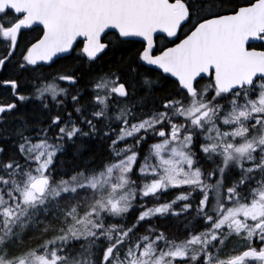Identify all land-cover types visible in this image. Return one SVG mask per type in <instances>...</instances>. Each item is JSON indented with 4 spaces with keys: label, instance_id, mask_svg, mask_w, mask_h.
I'll use <instances>...</instances> for the list:
<instances>
[{
    "label": "snow or ice",
    "instance_id": "1",
    "mask_svg": "<svg viewBox=\"0 0 264 264\" xmlns=\"http://www.w3.org/2000/svg\"><path fill=\"white\" fill-rule=\"evenodd\" d=\"M0 46V264H264V0H0Z\"/></svg>",
    "mask_w": 264,
    "mask_h": 264
},
{
    "label": "trees",
    "instance_id": "2",
    "mask_svg": "<svg viewBox=\"0 0 264 264\" xmlns=\"http://www.w3.org/2000/svg\"><path fill=\"white\" fill-rule=\"evenodd\" d=\"M27 34H24V36H27L26 38H30L29 41L31 40V37L33 34H36V30L35 31H30V32H26ZM163 43V42H161ZM80 44V43H79ZM140 46L139 41H137L136 43V47L138 48ZM23 47V46H21ZM81 47V46H80ZM0 51H2V46H0ZM80 53V48H75V50L73 51V53L70 56H66L63 58H59L58 59V63H56L55 65H53L52 67H45L44 71L46 73H54L56 71L57 68H60L62 65H71V66H77L81 63L80 60L77 59L78 55ZM85 71H87V68H85ZM11 75V71L9 72H0V81H3L4 79L9 78ZM171 85V81L169 80L166 84V86H170ZM82 88H86L87 84L86 82H82L81 84ZM13 99L12 95H11V91L10 89H8L7 87H4L2 85H0V104H5L8 102H11ZM35 103H39V102H35ZM96 159H97V163H99L102 159L105 158L106 156V143L104 145L101 144H97L96 146ZM147 146L145 145V150H146ZM178 194L177 191H172L168 194L165 195L164 199H171L174 198L176 195ZM158 224H160L161 226L164 225H169L171 223H177L176 221H165V220H159L157 221ZM168 228H165V231H168ZM173 234H175L178 237L182 236V233L175 231L174 229L172 230ZM235 243V242H233ZM232 245H229V247H231Z\"/></svg>",
    "mask_w": 264,
    "mask_h": 264
},
{
    "label": "flooded vegetation",
    "instance_id": "3",
    "mask_svg": "<svg viewBox=\"0 0 264 264\" xmlns=\"http://www.w3.org/2000/svg\"><path fill=\"white\" fill-rule=\"evenodd\" d=\"M31 30H26L25 31V34H27L26 32H30ZM39 31H40V29H39V27H36V34H33L32 35V37H31V40L39 33ZM27 36H24V41H25V43H27L28 41H29V39L28 38H26ZM23 46V45H22ZM171 46V45H170ZM256 47H261L262 45H261V43L260 42H256V45H255ZM206 82V81H205Z\"/></svg>",
    "mask_w": 264,
    "mask_h": 264
},
{
    "label": "water",
    "instance_id": "4",
    "mask_svg": "<svg viewBox=\"0 0 264 264\" xmlns=\"http://www.w3.org/2000/svg\"><path fill=\"white\" fill-rule=\"evenodd\" d=\"M42 27V26H41ZM82 39V38H81ZM137 41H139V38H137ZM70 55V53H66V54H62L61 57H65V56H68ZM165 76H167V74H164ZM174 79V78H173Z\"/></svg>",
    "mask_w": 264,
    "mask_h": 264
},
{
    "label": "rangeland",
    "instance_id": "5",
    "mask_svg": "<svg viewBox=\"0 0 264 264\" xmlns=\"http://www.w3.org/2000/svg\"><path fill=\"white\" fill-rule=\"evenodd\" d=\"M61 87H65V84H64V83H61ZM37 102H38V101H37ZM178 194H179V193H178ZM178 194H177V195H178Z\"/></svg>",
    "mask_w": 264,
    "mask_h": 264
}]
</instances>
